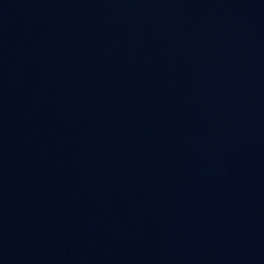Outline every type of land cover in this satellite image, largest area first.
I'll return each instance as SVG.
<instances>
[{"label":"water","instance_id":"obj_1","mask_svg":"<svg viewBox=\"0 0 264 264\" xmlns=\"http://www.w3.org/2000/svg\"><path fill=\"white\" fill-rule=\"evenodd\" d=\"M0 264H264V0H0Z\"/></svg>","mask_w":264,"mask_h":264}]
</instances>
